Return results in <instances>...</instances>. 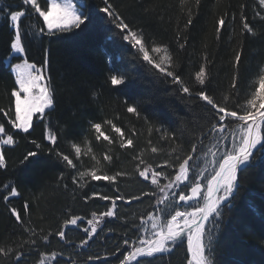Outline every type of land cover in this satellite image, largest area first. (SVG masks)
<instances>
[{"label":"trees","instance_id":"1","mask_svg":"<svg viewBox=\"0 0 264 264\" xmlns=\"http://www.w3.org/2000/svg\"><path fill=\"white\" fill-rule=\"evenodd\" d=\"M90 2L94 5L93 10L104 17L103 13H98V9L104 6L103 0ZM111 3L133 29L142 30L146 44L168 46L175 62L174 70L193 93L203 87L218 103H223L226 95L229 96V106L234 103V90L231 88L233 76L237 74L234 57L236 51H241L237 90L240 102H243L259 67L264 64V20L255 15L258 11L264 14V8L259 6L258 0H200L198 7L195 0H188L184 13L181 12L180 0H111ZM18 4L21 0H0V9H3L0 11V108L5 111L11 109L7 117L0 112V123L14 135V144L1 148L5 166L0 167V245L22 252L19 264H38L39 254L50 255L52 252L57 253V259L49 264H119L122 253L126 254L128 250L123 245V239L135 240L140 235L135 225L141 223V217L146 218L147 213L155 214L157 208L164 207L156 204L161 194L155 186L138 177V161L133 157L143 150V158L154 168L160 165L165 173L174 175L175 169L165 165L166 159L174 160L177 154L183 158L193 143L205 151L214 143L211 134L205 135L210 127V106L195 95L189 96L180 91V86L173 84L171 77L159 74L140 59L136 48L124 41L119 30L105 17L94 23L87 33L26 36V58L29 62L42 66L47 53L49 63L46 75L54 90V108L48 111L45 120L34 118L33 128L28 133L12 129L8 123L10 118H14V98L10 92L16 85L10 63L7 64L6 60L11 56L13 29L5 12L27 7L18 9ZM241 5H245L243 14L256 35L242 33ZM188 8H191L194 22L188 31L183 32ZM220 15H225V25L217 39L216 20ZM27 23L28 17L23 18L22 28ZM178 24L183 36L187 37L183 49L177 42ZM180 42H184L183 39ZM109 52L119 53L115 62L107 54ZM17 62L21 61L11 59V63ZM202 65L206 66L208 73L205 86L197 85L194 79L195 72ZM114 70L125 74L123 85L112 86L107 82L109 74H115ZM129 105L138 108L139 117L127 112ZM106 121L120 127L125 138L133 139L134 146L120 148L119 134ZM91 123H101L102 131L114 143L110 145L103 138L96 141ZM45 124L57 135L55 145L45 139ZM163 132L174 133L182 150L170 154L171 141L161 140ZM85 138L87 146L93 150L88 155L83 154L86 150ZM33 140L41 145L39 149L32 143ZM200 140H204V145L199 144ZM72 142L81 146L79 160L71 147ZM152 146L161 151L152 153ZM29 151H37L39 155L32 158V163L22 164ZM58 152L69 155L77 168L67 166L57 156ZM105 153L113 156L110 164L103 160ZM93 154L104 166L103 172L113 175L123 171L128 175L118 178L115 183L92 181L85 177L87 184L78 187L79 178L77 184L72 180L77 170L99 167L91 159ZM195 155L198 159L193 163L203 169L206 157L203 152ZM261 155L258 151L253 161L256 167H249L238 174L240 186L234 198L226 202L222 209L221 233H229L230 220L233 221L231 228L237 229L234 215L242 216L248 225L242 233L245 246L238 247L232 235H225L216 246L213 255L215 264H234L237 260L244 264H264V180L261 179L264 168L261 167ZM160 183L167 184L168 180L161 178ZM5 185L16 187L20 194L5 201L3 196L10 191L5 189ZM141 191H156V195L127 202L130 197L140 195ZM93 192L99 195L92 197ZM100 195L113 198L124 196L125 199L116 201V217H105L89 244L80 247L81 239L87 238L83 229L89 227L87 221L92 219V212L99 216L112 207L111 201L101 200ZM246 198L254 206L252 213L243 210ZM173 200V205L180 210L188 208L177 205ZM25 203L29 206L27 211L24 210ZM233 205L236 207L230 211ZM11 208L20 212L25 227L35 229V236L24 231L16 222ZM73 215L83 219L78 226L65 229L67 238L61 240L56 232L64 220ZM44 235L49 236L48 241L43 240ZM31 240H36V244H31ZM118 246L119 251L116 250ZM89 256H98L99 259L89 260ZM185 256L186 241H182L171 253L142 258V264H147L149 260L152 264H186ZM6 264H17L15 255Z\"/></svg>","mask_w":264,"mask_h":264},{"label":"snow or ice","instance_id":"2","mask_svg":"<svg viewBox=\"0 0 264 264\" xmlns=\"http://www.w3.org/2000/svg\"><path fill=\"white\" fill-rule=\"evenodd\" d=\"M219 2V0H217ZM259 6L264 8V0H258ZM188 0H180L181 12H185V5ZM197 7L200 0H195ZM104 6L98 9V13H103L104 17L94 11V5L90 0H21V4L17 5L18 9L5 12V17L13 29V37L10 40L11 59L21 62L11 63L12 72L15 73L16 87L10 92V96L14 98V118H10L8 123L12 129H18L24 133H28L33 128L34 118L45 120L48 111L54 108V90L51 87L50 78L47 77L46 71L48 67L47 53L42 66H37L35 63L29 62L26 58L25 38L27 35H47L56 36L62 33H87L91 31L94 23L99 22L103 18L119 30L124 41L128 42L133 48H136L139 58L146 62L152 69L165 77H171L172 83L179 85V90L189 96L195 95L200 101L206 102L210 106L211 120L210 127L205 135H210L214 141L211 146L206 148L198 147L197 144H191V150L182 158L176 155L174 160H165V165L169 168H174L175 173H165L162 166L157 165L155 168L151 163L143 158V150L133 157L137 160L136 173L138 177L145 182H150L155 186V189L161 194L157 200V205H164L163 208H157V213H147L146 218L141 217V223L135 225L137 232L140 233L135 240L128 238L123 239V245L127 246V253H122V259L119 264H142V258H155L158 255L171 253L178 242L186 241V264H215L213 255L216 246L220 241H223L225 235L230 234L234 237V241L238 247H244L245 241L242 233L248 227L242 216L234 215L233 220L237 222V229H232V220L229 221V233H221V223L223 219V206L234 198L237 189L239 188V173L249 167H256L253 163L258 151L262 153L261 167L264 168V64L259 67L256 77L250 85V91L246 92L243 102H240V93L238 89V69L242 63V52L236 51L234 57V68L237 74H234L231 88L234 103L229 106V96L223 97V103H218L209 95L203 87L195 93L187 86L180 75L174 70V59L167 45H158L153 43L151 46L146 44L142 30L138 31L131 27L129 23L116 10L111 0H103ZM245 5H241V23L242 33L246 32L251 35H256L254 28L250 25L247 17L243 14ZM3 11V9H0ZM147 11V9L145 10ZM187 19L183 25V32L189 30L193 25L194 18L191 8L186 11ZM226 15V14H225ZM225 15H220L216 20L217 39L225 25ZM264 20V14L256 12ZM28 17V23L22 28V19ZM233 19L235 17L233 16ZM42 21V26H41ZM183 39L184 42H180ZM177 42L179 47L183 49L187 43V37L183 36L182 31L177 25ZM108 55L113 57L115 62L118 52H109ZM115 71V70H114ZM195 83L200 86H205L208 79L206 66H200L199 70L194 74ZM126 76L123 73L115 71V74H109L107 82L112 86H120L125 83ZM96 95L95 92L92 94ZM128 113L139 117L140 113L136 106L129 105L126 108ZM8 111L0 108L4 116L9 115ZM110 124L115 133L119 134V147L132 148L134 141L132 138H125L124 131L113 124L111 121H106ZM45 127V139L55 145L57 135L53 132L48 124ZM91 128L96 133L95 140L100 141L103 138L108 144H113V139L102 131L101 123H91ZM151 131V129H149ZM157 131H160L157 129ZM0 144L13 145L14 135L6 131L5 125L0 123ZM161 140L171 141L170 154L181 151V146L176 142L174 133L169 134L163 132ZM36 148L41 147L35 140L32 141ZM86 150L83 153L88 155L93 150L88 145L85 138ZM149 145L151 141L149 140ZM200 145H204V140L199 141ZM224 150L221 152V147ZM71 147L75 152L77 160L81 158L82 149L78 143L72 142ZM215 149V151L213 150ZM152 153L161 151L155 146L151 147ZM198 152H203L204 156L211 157L208 161L213 167L210 178L205 175L207 169H201L198 164L193 162L198 159L195 155ZM39 155L37 151H29L21 161L24 163H32V158ZM62 161L66 162L67 166L76 169L77 165L69 155L57 153ZM91 159L95 161V165L86 171L77 170L76 175L72 180L78 187H84L87 184L85 177H89L92 181H108L109 183L117 182L118 178L127 176L128 173L118 171L113 175H108L103 172V165L96 155H92ZM103 160L109 164L113 161V156L105 153ZM5 166V157L0 151V167ZM160 169V170H157ZM103 172V174H98ZM191 174V175H190ZM161 178L168 180L167 184L161 185ZM206 179L207 183L202 184L201 180ZM261 179L264 180V172ZM183 186V187H182ZM5 189H10L7 195L3 196L5 201L10 197H16L20 193L16 187L5 185ZM175 189H180L176 192ZM187 189V191H185ZM98 193L93 192L92 197H96ZM156 191L143 192L140 195H135L127 200L131 203L133 200H140L143 196H155ZM178 196L179 202L188 204L189 207L180 210L171 202L172 198ZM90 197H86L89 199ZM99 198L105 201H111L112 207L102 212L97 216L96 212H92V219L87 221L89 227L83 229L87 234L86 239H81L79 246L84 247L89 244V241L97 233L98 228L105 217H116L115 205L117 200H124V196L109 197L100 195ZM264 198V197H262ZM191 201L196 203L189 204ZM236 206L233 205L230 211ZM28 204H24V210L27 211ZM243 210L246 213L255 211L252 202L246 198L243 201ZM11 215L16 222L20 224L24 231L31 232L33 236L37 233L31 227H25L20 212L16 208L10 209ZM167 217V218H166ZM83 218L80 216H71L66 218L61 225L56 235L65 240L66 231L69 226H78ZM211 225V227H209ZM111 230V229H110ZM218 233L220 235L218 236ZM126 235V234H125ZM49 236L44 235L43 240L48 241ZM28 243V242H26ZM31 244L35 245L36 240H31ZM23 247V245H21ZM120 250L119 246L116 249ZM115 254V253H113ZM15 255L17 264L23 255L22 252H14L12 247L0 245V264H6L7 260ZM57 259V253L39 254L38 264H49L50 261ZM89 260L99 259L98 256H89ZM71 264V262H70ZM147 264H152L151 260ZM234 264H244L243 261L237 260Z\"/></svg>","mask_w":264,"mask_h":264},{"label":"rangeland","instance_id":"3","mask_svg":"<svg viewBox=\"0 0 264 264\" xmlns=\"http://www.w3.org/2000/svg\"><path fill=\"white\" fill-rule=\"evenodd\" d=\"M11 56H12V54H11ZM11 56H9L8 58H7V60H6V62H7V64H9L10 62V60H11ZM12 71V70H11ZM13 73V75H14V77H15V73L14 72H12ZM0 138H3V137H0ZM3 146H8V145H3V144H0V151H1V148L3 147ZM214 151H215V149H213ZM224 150V148H223V146L221 147V152ZM211 159V157H207L206 158V161H205V164L206 165H204L203 166V169H207V171H206V173H205V175L207 176V177H209L210 178V173L212 172V165L210 164V163H208V161ZM206 182H207V180L206 179H203V180H201V183L202 184H206ZM175 191L176 192H179L180 191V189H175ZM173 199H175L176 200V204L177 205H179V206H184V207H189V205H184V204H179V201H178V196L177 197H175V198H172V200ZM172 200H171V202H172ZM174 201V200H173ZM196 203V201L195 202H193V203H191V204H195Z\"/></svg>","mask_w":264,"mask_h":264},{"label":"water","instance_id":"4","mask_svg":"<svg viewBox=\"0 0 264 264\" xmlns=\"http://www.w3.org/2000/svg\"><path fill=\"white\" fill-rule=\"evenodd\" d=\"M193 202H195V201H191V202H189V204H191V203H193ZM179 204L188 205V204H185L184 202H179Z\"/></svg>","mask_w":264,"mask_h":264},{"label":"bare ground","instance_id":"5","mask_svg":"<svg viewBox=\"0 0 264 264\" xmlns=\"http://www.w3.org/2000/svg\"><path fill=\"white\" fill-rule=\"evenodd\" d=\"M207 183V182H206ZM206 185V184H205Z\"/></svg>","mask_w":264,"mask_h":264}]
</instances>
